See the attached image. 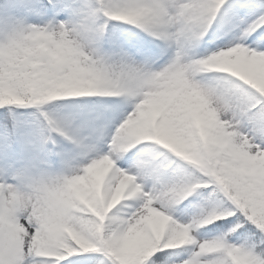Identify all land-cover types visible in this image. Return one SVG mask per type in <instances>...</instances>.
I'll list each match as a JSON object with an SVG mask.
<instances>
[{"label":"snow or ice","instance_id":"1","mask_svg":"<svg viewBox=\"0 0 264 264\" xmlns=\"http://www.w3.org/2000/svg\"><path fill=\"white\" fill-rule=\"evenodd\" d=\"M0 264H264V0H0Z\"/></svg>","mask_w":264,"mask_h":264}]
</instances>
